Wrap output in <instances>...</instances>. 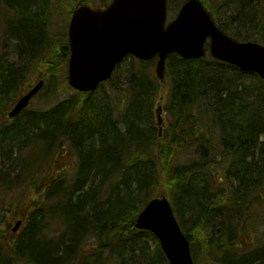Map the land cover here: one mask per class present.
<instances>
[{"label": "trees", "instance_id": "16d2710c", "mask_svg": "<svg viewBox=\"0 0 264 264\" xmlns=\"http://www.w3.org/2000/svg\"><path fill=\"white\" fill-rule=\"evenodd\" d=\"M180 1L179 8L187 0ZM201 1L215 21L223 17L222 11L230 12L219 27L236 41L264 45V12L256 10L258 0ZM0 11V38L2 28L5 36L0 60L11 51L37 58L50 36L52 0H0ZM61 41L49 46L45 58L52 61L46 73L67 82L70 50ZM132 59L126 88L112 78L94 92L77 93L48 110L25 111L0 126V146L3 137L15 145L20 137L33 138L30 148L36 157L30 161L20 153L12 159L6 156L4 163L13 161V167L0 169V182L6 179L5 185L12 188L6 170L21 166L23 178L31 176L38 191L45 189L44 200L52 205L23 214L19 200L6 212L13 223L21 219L25 226L17 241L0 229V264H135L129 263L135 253L140 256L137 264H169L159 240L135 229L146 205L163 194L191 243L195 264H264V245L245 255L234 225L238 212L245 233L254 230L249 211L264 202V81L210 53L197 60L170 55L162 82L155 74L145 76L154 61ZM10 67L0 62L2 116L22 82V73ZM167 78V118L160 136L154 111L158 101L163 105ZM108 84L122 97L118 104L104 90ZM68 145L78 159L73 182L60 175L59 180L38 186L40 167L36 173L34 167L59 149L65 153ZM31 195L30 191L25 197ZM46 219L59 220L64 229L62 238L51 245ZM91 239L108 259L99 262L95 260L101 256H84ZM197 245L201 257L194 253Z\"/></svg>", "mask_w": 264, "mask_h": 264}, {"label": "water", "instance_id": "95a60500", "mask_svg": "<svg viewBox=\"0 0 264 264\" xmlns=\"http://www.w3.org/2000/svg\"><path fill=\"white\" fill-rule=\"evenodd\" d=\"M168 0H114L106 10L79 7L69 26L71 57L69 85L79 92L96 91L110 80L127 56L141 61L158 58L156 75L164 80L166 62L177 54L185 60L206 55L210 43L212 57L264 80V45L237 42L214 22L200 0L184 3L175 20L167 25ZM38 83L19 99L8 114L18 117L42 90ZM159 135L163 133V107L156 110ZM22 222L19 221L14 232ZM135 228L154 234L169 264H195L191 244L175 216L168 197L152 199L138 216Z\"/></svg>", "mask_w": 264, "mask_h": 264}, {"label": "rangeland", "instance_id": "374dc122", "mask_svg": "<svg viewBox=\"0 0 264 264\" xmlns=\"http://www.w3.org/2000/svg\"><path fill=\"white\" fill-rule=\"evenodd\" d=\"M79 0H75V4L72 3V1L65 0V5L64 9L59 10L58 8H55V15H54V22L55 24L51 26L50 30V37H48L49 43L46 45L43 44L42 49L40 51V54L37 56L38 60L36 63H34L33 66L28 63L27 59H30V56L24 58L22 54H18L16 51H11L10 49V54L9 56H5L2 60L3 64H8V63H13L17 64L15 65L16 67L14 68H19L20 66H24L25 68H28L29 73L25 80L21 79L22 82L18 84L19 91H16L14 93V96L11 97L10 101L7 103L8 107L5 110V116L0 115V124L5 125L9 124L7 119L5 117L7 116V113L13 108L14 104L16 101L28 91V89L36 84L38 82V78H42V75L46 74V66L42 64V61L40 59L45 58L46 56L49 55L51 48L49 44L53 42H59L61 38V42H67V36H68V25L70 21L71 14L69 15L70 8H74L75 5L78 3ZM90 5L93 7H99L103 6L106 4L111 3L112 0H88ZM181 5L180 0H169V5H168V22H171L176 14L179 12L180 8L179 6ZM72 6V7H71ZM256 10L257 11H262L264 12V1L260 2L258 0V3L256 4ZM230 12L228 13L226 10L222 13L221 15L223 16L221 19H216V23L221 26V24L224 23L226 18L229 16ZM3 15L0 11V16ZM2 34L0 38V48L3 47L4 43V33H3V28H2ZM246 33V32H245ZM64 35V37H63ZM247 34H245L246 36ZM52 40V41H51ZM4 48V47H3ZM1 49L0 55H2L5 51V49ZM16 50V49H15ZM25 52L24 54H26ZM36 58V57H35ZM6 59H11L16 60L15 62L11 61H6ZM25 59V60H24ZM17 60H23L20 62H17ZM138 61V60H137ZM141 62V61H139ZM21 63V64H20ZM155 64L154 66H148L146 68V74L145 76H149L151 74H155ZM132 65L134 66V61L132 58H128L125 60L122 65L118 68L114 75V83L120 87L121 89H124L128 86L131 80V75H132ZM140 65V63L136 62V68ZM23 67V68H24ZM11 68V67H10ZM156 75V74H155ZM37 76V77H36ZM45 77V76H44ZM20 85V86H19ZM168 85H169V79L167 78V83L166 85H163V94L164 96V102H163V108L164 104L166 101V94L168 93ZM104 90H109L108 93H112L113 99H115V104H118L119 101L121 102L122 97L115 91H112L110 85L108 84ZM78 92L71 88L68 84V82L65 81L63 76H55L52 75L49 78H46V85L44 90L31 102L30 106L27 108V112H36V111H44L48 110L51 107H53L55 104H57L59 101L71 98L72 96H75ZM159 102V101H158ZM158 102L156 103L155 106V113L156 109L158 106ZM163 118H164V123L167 118V112L164 109L163 113ZM22 126V125H19ZM20 141L15 144H11V141H9L8 138L3 137V145L0 146V169L2 167L6 168H12L13 167V161L5 162L4 163V158L8 156V159L14 158L15 154H21L22 157H29L30 161L35 160V154L34 151L31 150L30 145L33 142V138H19ZM264 139V138H263ZM11 144V145H10ZM27 145V146H26ZM26 146V147H25ZM24 147L23 149H20ZM67 150L65 153L59 149V153H55L54 157H49L48 155L45 156V160H40L37 165L34 167L35 173H36V168L38 166L40 167V172H39V179L37 180V185L40 186L41 183L49 184L50 182H53L55 179L59 180L60 175H63L67 179V182H73L77 169H78V159L77 156L72 153V151L69 148V145L67 146ZM4 152L6 155L4 156ZM37 152V150H36ZM12 155V156H11ZM28 166V165H27ZM20 168L17 169L16 171L13 170H6L7 173H10V180L12 182V188H8L7 185H5V181L2 179L0 182V217H3V222L2 225H0V229L8 231L6 237L8 239H12L13 241L18 240V236L21 234L25 224L23 225L21 231L18 233L14 234L10 228H8L9 225H12L11 228L13 227V222L11 221V214H7L6 212L13 209L14 205L19 202V200H22L23 205L20 207L21 211L23 214L31 212L36 209H48L52 205L48 204L44 200L45 196V189L38 191L36 185H32L31 183V176L27 177L24 179V175L20 174ZM6 173V172H4ZM41 182V183H40ZM19 185L18 189L16 186ZM26 189H29L26 191ZM32 192V198L35 201V204L33 205L32 198H26L25 195L28 192ZM44 195V196H43ZM262 200L264 201V191L262 193ZM43 196V197H42ZM44 207V208H43ZM245 213V211H244ZM236 215V220H234V225L236 226V235L238 239H240L241 242H243L242 246L244 247V252L245 255H253L251 252L253 250H256L260 248L261 246L264 245V202L259 203L255 205L254 207L251 208L249 211L250 214V227L254 224V230H252L250 233H245L244 227H243V222L244 219L241 218L238 212L235 213ZM246 214V213H245ZM185 223L187 225H190L188 223V218L185 219ZM46 235H47V240L50 242L49 244H53L55 242H58L59 239L62 238V233L63 232V227L60 225L59 220H53V219H46ZM80 245L82 246V242H80ZM2 244L0 243V248ZM83 247V246H82ZM81 249V247H80ZM202 249H200V246L197 245L194 248V253L198 256H202ZM60 253L58 252V255L61 256V251L62 249L59 250ZM254 253V252H253ZM84 256H89V255H96L101 256V260L97 259L95 261L102 262L107 258V253L105 252L104 254L101 253V251H98L94 248V239H91L88 242V246H86V251L83 253ZM99 258V257H98ZM139 254L135 253L134 255L131 256L130 262H135V264L138 263L139 261ZM17 264V263H16ZM22 264V263H18Z\"/></svg>", "mask_w": 264, "mask_h": 264}, {"label": "flooded vegetation", "instance_id": "af4514ba", "mask_svg": "<svg viewBox=\"0 0 264 264\" xmlns=\"http://www.w3.org/2000/svg\"><path fill=\"white\" fill-rule=\"evenodd\" d=\"M113 1V0H112ZM111 1V2H112ZM59 3H61V4H59ZM111 3H109V4H106V5H103V6H99V7H93V6H91L90 5V3H89V1L88 0H79L78 1V3L75 5V7H74V9L72 10V12H71V17H70V21H71V18H72V16H73V14H74V12H75V10L77 9V8H79V7H81V6H90L92 9H94V10H105L109 5H110ZM64 5H65V0H52V9L54 10L55 8H58L59 10H61V9H64L63 7H64ZM72 7V6H71ZM55 11V10H54ZM70 21H69V24H70ZM68 30H69V25H68ZM46 39V43L45 44H47V43H49V41H48V39L47 38H45ZM68 43V45H69V50H70V43H69V31H68V36H67V42H64V44H67ZM2 60L3 59H1L0 60V62L1 63H3L2 62ZM25 60V59H24ZM37 60H38V58H35V57H30V59H27V60H25V61H27L28 63H30V65L31 66H33L34 65V63H36L37 62ZM41 61H42V64L44 65V66H48V65H50L51 63V59H49V60H47L46 58H43V59H40ZM6 61H11V62H15L16 60H11V59H6ZM20 61H23V60H17V62H20ZM21 64V63H20ZM6 65H13V67H11V69H13V70H19L21 73H22V76H21V79L23 80H25V78L27 77V75H28V73H29V70H28V68H25L24 66H20L19 68H14V67H16L15 65H17V64H13V63H8V64H6ZM24 67V68H23ZM45 76V77H44ZM50 76H52V74H44V75H42V78L40 79V78H38V82H40V81H44V83H46V78H49ZM37 77V76H36ZM35 86V84L33 85V86H31L30 87V89H32L33 87ZM29 89V90H30Z\"/></svg>", "mask_w": 264, "mask_h": 264}, {"label": "bare ground", "instance_id": "6f19581e", "mask_svg": "<svg viewBox=\"0 0 264 264\" xmlns=\"http://www.w3.org/2000/svg\"><path fill=\"white\" fill-rule=\"evenodd\" d=\"M59 215H61V214H59Z\"/></svg>", "mask_w": 264, "mask_h": 264}]
</instances>
